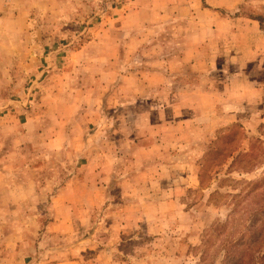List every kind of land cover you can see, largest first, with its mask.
<instances>
[{"label": "rangeland", "instance_id": "374dc122", "mask_svg": "<svg viewBox=\"0 0 264 264\" xmlns=\"http://www.w3.org/2000/svg\"><path fill=\"white\" fill-rule=\"evenodd\" d=\"M179 3L0 0V264H264V52Z\"/></svg>", "mask_w": 264, "mask_h": 264}, {"label": "crops", "instance_id": "0c3cea01", "mask_svg": "<svg viewBox=\"0 0 264 264\" xmlns=\"http://www.w3.org/2000/svg\"><path fill=\"white\" fill-rule=\"evenodd\" d=\"M193 2V5H191L190 0L185 4L184 0V3L178 4V8L186 9V7H188L189 13L200 12L202 15L208 17L201 20V22L195 26V28L199 29L197 31H200L199 37L201 35V32L205 33V31L210 29L212 30L213 28H215L216 31L225 30L226 32H228L231 39L228 40V43H226L225 46L226 48H229L227 50L229 53H231L232 48H234L236 44L230 42L234 40L233 34H235L236 30L235 23L239 22L240 24L237 27V32L240 31V35H242V37L245 36L246 38L245 44L247 52H245L244 55H246L247 57H242L244 58L245 63L251 62L250 56H252L253 54H261L264 52V31L261 26V20L253 18L249 15L246 17H238L235 15V13L240 11L242 5H245L248 0H193ZM169 15L170 13L168 14V17ZM255 38H257L258 40H255ZM208 41H210V39L205 37L204 39H201L200 44H202L203 42V44L205 43V45L208 46L207 48H209V45L211 43H209ZM198 47L201 46H196L195 49H197ZM67 189L68 186L66 185L65 190Z\"/></svg>", "mask_w": 264, "mask_h": 264}]
</instances>
